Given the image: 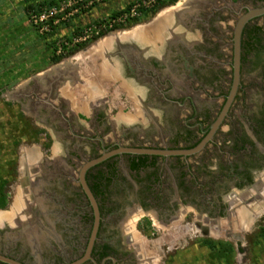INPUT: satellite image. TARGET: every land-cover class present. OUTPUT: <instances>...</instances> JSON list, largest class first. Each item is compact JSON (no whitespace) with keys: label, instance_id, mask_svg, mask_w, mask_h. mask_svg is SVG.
Instances as JSON below:
<instances>
[{"label":"flooded vegetation","instance_id":"1","mask_svg":"<svg viewBox=\"0 0 264 264\" xmlns=\"http://www.w3.org/2000/svg\"><path fill=\"white\" fill-rule=\"evenodd\" d=\"M221 1L203 0L199 14L180 23L176 39L148 48L112 46L115 55L105 64L99 56L93 83L79 63L62 59L51 64L57 70L50 77L37 73L9 93L29 120L17 116L8 142L0 135V254L24 264L83 257L94 222L78 181L85 161L119 146L189 149L208 133L231 85L232 16L252 8L243 3L234 10L227 5L232 0ZM260 18L243 27L240 85L202 150L186 156L121 153L86 170L100 222L90 259L82 264H180L179 238L186 237L207 250L210 264L217 262L216 249L244 253L246 242L238 240L264 232V56L255 62L246 49ZM172 23L165 32L173 33ZM152 36L157 34L147 40ZM254 66L262 72L256 101L243 81ZM102 79L118 81V88L107 93ZM127 103L131 113L123 109ZM38 127L45 130L42 138Z\"/></svg>","mask_w":264,"mask_h":264},{"label":"rangeland","instance_id":"2","mask_svg":"<svg viewBox=\"0 0 264 264\" xmlns=\"http://www.w3.org/2000/svg\"><path fill=\"white\" fill-rule=\"evenodd\" d=\"M33 1L35 0H0V135L5 136L7 142L9 141L10 137L16 135L15 132L17 130V116H19L18 118L24 120L25 122L26 120H29V117H27L24 113L17 112V104L14 102L13 97L9 95L10 92H13L14 90L17 91L18 89H20V87L24 86L32 75H35L37 73L41 74L48 69H51V67H54L51 66V63L49 61V57L53 53H63L76 45V43H79V41H83L84 38L91 37L95 33L96 29H98L97 26H100V29H104L106 25H108L111 21V19L107 17L115 10L123 9L125 8V6L133 2L132 7L136 6V11H138L140 7H143L151 0H98V2H95L89 7L83 6V3L86 0H77L76 5L78 8L73 11H71V9V12L64 16L65 19L62 22L69 24H67L66 26H61V28H59L56 34V36L58 37V42L55 48L46 51H41L40 45L42 44H38V35L42 32L40 31L41 26L38 25L40 21L36 18H33L32 16L35 12L29 10L27 11V13H25L23 11V6L26 3ZM178 1L181 5L184 0ZM232 1L234 2L233 4L227 3V5L229 6V8H233L234 10H238L239 6L244 5L245 3V5L249 7L260 6V4L264 3V0ZM214 2L217 5L222 3L221 0H214ZM72 5L73 2L64 1L59 5L58 10L72 7ZM170 6H166L163 8H169ZM161 10L162 9L156 12L152 17L138 24L146 25L148 23H152L161 15L159 14ZM56 11L52 10L51 14H49V11V13L45 12L41 17L44 20L46 19V23L49 24V22H47L48 19L52 16L55 17L54 15L59 13ZM166 11L167 10H165V12ZM188 11H190V8L186 9L183 15H185V13H187ZM128 13V11H125L124 16H127ZM131 13H133V10L131 11ZM179 17L181 16L179 15ZM232 18L233 20L230 22V26L234 27V21L237 17L236 15H233ZM99 19L104 20L98 24L92 23L94 20ZM255 23L260 28L259 32H256V34H260L264 45V19H257ZM131 27L125 28L124 30H129L131 29ZM51 29L52 28H50V30ZM101 37L97 38L92 43L101 40ZM106 39L99 42V44L102 45V43H105ZM99 44H97L96 46H98ZM96 46L93 47L94 49H88L87 47H85L84 49L63 58V60L75 62L77 64L79 63V65L84 67V77L87 81H90L92 83L95 82V67H97L98 63L100 64V60L98 59L99 56L105 64L107 51L111 49L110 44H108V49L106 50L105 47H103V49L100 47L99 50H102L100 51L99 55V53H97L96 51L97 49L95 50ZM103 70H106L105 66H103ZM261 78L262 72L260 71L258 66H254L253 68L249 69L243 78L244 87L245 89H247V93L251 95L254 101L258 100V98H262V95H260L258 90L259 86L257 85L258 80ZM101 82L102 88H105L107 93L112 89H117L119 85L118 81L113 80L112 82L109 79H102ZM113 93L114 92H112V94ZM119 97H121L123 101L126 102L124 100L126 98L124 94H121V96ZM123 109L126 111V113H131L128 103ZM114 111H116V109H114ZM237 111L238 109L236 105L233 108V112L235 113ZM18 113L20 114L18 115ZM35 130L38 131L37 136L39 138H42L41 135L45 133V130L40 127L36 128ZM5 151H8L7 147L5 148ZM8 207H6V210L9 209ZM11 214L12 213L8 214L7 218H9ZM260 216L264 217V209L260 210L259 217ZM190 217L191 215H189L187 219H189ZM262 225H264V222ZM253 229L255 228L253 227ZM185 235L190 236V233H187ZM197 241L198 240L196 239H191L188 237L179 238V245H177L179 246L178 251L180 264H208L206 258V254L208 255L207 250H203V248L198 250L196 246V243H198ZM241 241L246 242V244H244L245 250L243 249L244 253L240 250V252H237L235 254V252L231 249V253L225 254L224 252L216 249L215 259L217 260V262L215 261L214 263L210 264H229V259H226L225 263L224 255L232 257V262H235L236 264H264V232L259 235H250L247 240L240 239L238 240V243ZM196 256H198L199 259L197 261H194V258ZM219 257L220 262L218 263Z\"/></svg>","mask_w":264,"mask_h":264},{"label":"water","instance_id":"3","mask_svg":"<svg viewBox=\"0 0 264 264\" xmlns=\"http://www.w3.org/2000/svg\"><path fill=\"white\" fill-rule=\"evenodd\" d=\"M179 4V1H177L175 3V5L170 6L169 8H162V10L160 11L163 12L165 10L168 9H172V8H176ZM159 13V14H160ZM194 13H198L193 12L191 14H186L185 17H183V19L181 17H179L178 15L173 19V23L171 25V30L172 36L165 33V35L163 37L157 38L155 37L153 41H147L146 38H134L132 36L123 38V39H119L118 42H115L111 45L112 46H123V45H128L130 43L133 44H137L140 43L141 45L145 46V47H149V46H155L156 43L158 42H163V40H171V39H176L179 36V28L182 24V22L184 23L186 19L190 18V16H192ZM264 15V5L261 6H255L252 8L247 9V11L241 15H239V17L236 19V23L233 27V34H232V80H231V85H230V89H229V93L227 95L226 101L219 113V115L216 117L214 123L211 125L210 130L208 131V133L200 140L199 143H197L195 146H193L192 148L189 149H157V148H135V147H124V146H119L116 149L107 151L104 150L102 155L94 158V159H90L85 161L79 170L78 173V181L87 197V199L89 200L92 209H93V215H94V222H93V227H92V232H91V236L85 251V254L83 257L70 262L68 264H82L83 262H85L87 259H90V252H91V248L93 246V242L97 233V229L99 226V222H100V213H99V209H98V205L96 203V200L92 194V192L90 191L86 179H85V172L88 168H90L93 165H96L102 161H104L105 159H107L108 157H111L113 155L116 154H121V153H131V154H147V155H161V156H169V155H191L194 153L199 152L200 150H202L204 148V146L207 144V142H209L215 131L217 130V128L219 127V125L222 123V121L224 120L232 102L233 99L237 93V90L239 88L240 85V65H241V34H242V30L243 27L245 26V24L256 17H260ZM155 18V17H154ZM181 21V22H179ZM181 23V24H180ZM176 29H175V26ZM139 26H145L143 24H138L135 25L133 27H131V29L129 30H124V29H120V30H114L111 32H108L107 34H105L104 36H102L101 40L95 41L94 43H92L91 45H89L87 48L88 49H93L94 46H96L99 42H101L102 40L106 39V38H111L114 35H126V33H128L129 31L135 29L136 27ZM174 29V30H173ZM120 37V36H119ZM115 55L114 53L111 52V50L107 51V57L106 59H108V56H113ZM73 57V56H72ZM66 61V60H64ZM67 63V62H66ZM63 64L60 63V65ZM102 67V66H101ZM57 70L56 69V65L54 67H51V69H48L47 71L37 75L39 78H47L48 76H51V73ZM110 79V78H109ZM0 262L4 263V264H24L14 258L8 257L6 255L0 254Z\"/></svg>","mask_w":264,"mask_h":264},{"label":"trees","instance_id":"4","mask_svg":"<svg viewBox=\"0 0 264 264\" xmlns=\"http://www.w3.org/2000/svg\"><path fill=\"white\" fill-rule=\"evenodd\" d=\"M62 1H64V0H35L33 2L26 3L23 6V11L25 13H27V11L32 10L35 13H40L42 10H48L50 8L57 7V5ZM87 1H90V0H86V2ZM92 1H93L92 4H94L95 0H92ZM177 1L178 0H154L152 4L140 7L138 9L137 13L135 14V16L128 17L125 22H119V23L113 24L111 27H106L104 30L100 31V33H98L95 36L88 38L84 41L76 43V45H74L73 47H71L70 49H68L67 51H65L63 53H60V54L53 53L49 57V61L51 64L57 63V62L61 61L63 58L68 57V56L84 49L85 47L90 45L94 40L103 36L104 34H107L108 32H111V31H114L117 29L129 28L135 24L141 23V22L147 20L148 18L152 17L156 12H158L163 7L173 5ZM132 3L128 4L123 9L115 10L114 12L109 14V16L107 18L113 19V18H116V17L122 15L125 11H129L130 7H132V5H133ZM125 9H128V10H125ZM64 12H68V11L66 10ZM62 14L57 15L56 18L61 20ZM103 20L104 19L94 20L92 23L98 24V23L102 22ZM50 21L53 22L52 19ZM67 24H69V23H64L62 21H59L55 25H52V24L50 25L51 26L50 28H52L50 31H44L43 33H40L38 35V40H39L38 44H40V43L42 44V45H40L41 46L40 50L46 51V50H51L52 48L54 49L57 42H58V37L56 36V34H57L59 28H61V26H66ZM259 30H260L259 27L253 28L251 30L253 35L249 36V39L247 41V47H246L247 52L248 51L253 52L255 62H257L258 59H261V57L264 56V45H263L262 38H261L259 33L256 34V32H259ZM131 167L136 168L137 166H136V164H132ZM3 205H1V206H3Z\"/></svg>","mask_w":264,"mask_h":264},{"label":"bare ground","instance_id":"5","mask_svg":"<svg viewBox=\"0 0 264 264\" xmlns=\"http://www.w3.org/2000/svg\"><path fill=\"white\" fill-rule=\"evenodd\" d=\"M186 1V2H184ZM181 5L178 4V6L176 8H170L169 10H167L166 12L163 11L164 13H160L161 15L155 19L152 23H149L147 24L146 26H139V27H136L135 30H131L129 31L128 33H126V35H114V37L112 36L111 38H107L106 39V42L105 43H102V45H99L95 47V50L97 51V53H99L100 55V51L103 49V47H105V50L108 48V44H111L113 42H118L119 39H123V38H126V37H129V36H134V38H146L147 40V37H146V34H157V38H160V37H163L165 35V32L167 28H169L170 24L172 23L171 21L178 15L182 16L184 11L186 9H189L190 8V11L187 12V14L189 12H195L201 8L204 7V5L206 4L205 2L202 3L203 0H184ZM206 1V0H205ZM202 3V4H201ZM195 10V11H194ZM186 14V13H185ZM190 14V13H189ZM157 17V16H156ZM171 22V23H170ZM175 26V24H174ZM175 29H176V26H175ZM174 30V29H173ZM161 31V32H159ZM169 35L172 36V34L170 33H167ZM120 36V37H119ZM160 36V37H159ZM154 36H152L149 40L147 41H153ZM118 40V41H117ZM110 45V46H111ZM109 46V48H110ZM102 48L101 50H99V48ZM94 49V48H93ZM104 63V62H103ZM22 203V200H19L17 199V209L19 208L20 204ZM16 205V204H15ZM14 213L12 212V214L9 216V218L11 219L13 217ZM8 218V219H9Z\"/></svg>","mask_w":264,"mask_h":264},{"label":"built area","instance_id":"6","mask_svg":"<svg viewBox=\"0 0 264 264\" xmlns=\"http://www.w3.org/2000/svg\"><path fill=\"white\" fill-rule=\"evenodd\" d=\"M64 1H71V2H73V5H72V7H68V8H64V9H59L58 10V7H59V5L62 3V2H64ZM64 1H62V2H60L58 5H57V7H54V8H50V9H48V10H42L40 13H33V18H36L37 20H39L40 22L38 23V25H40L41 26V29H40V31L43 33L44 31H50V25L52 24V25H55V24H57L59 21H63L64 19H65V15H67V14H69L71 11H73V10H76L78 7H77V5H76V2H77V0H64ZM153 1L154 0H151L149 3H147L146 5H144V6H147V5H150V4H152L153 3ZM95 2H98V0H95ZM94 2V3H95ZM92 3H93V1L92 0H90V1H85L84 3H83V6H86V7H89V6H91L92 5ZM133 8H135V9H133ZM72 9V10H71ZM52 10H58V11H56V12H59V13H57L56 15H54L55 17H50L49 19H48V21L47 22H49V24L48 23H46V19L44 20V19H42V14H44L45 12H48L49 14H51L52 12ZM68 11V12H64V11ZM71 10V11H70ZM133 10V13H131V11ZM129 13H128V15L127 16H124V13L122 14V15H120V16H118V17H116V18H113V19H111V21L109 22V24L108 25H106V27H111L113 24H116V23H119V22H125L126 21V19L128 18V17H133V16H135V14L137 13V11H136V6H133V7H131L130 8V10L128 11ZM63 13V14H62ZM59 14H62V18H61V20H59L58 18H56L57 17V15H59ZM52 19V21L53 22H51L50 20ZM33 20H35V19H33ZM46 23V24H45ZM96 27V26H95ZM105 27V28H106ZM47 28H49V29H47ZM97 28L98 29H96V31H95V33L91 36V37H93V36H95L96 34H98V33H100V31H102V30H104V29H100V26H97ZM91 37H88V38H91ZM88 38H84L83 39V41L84 40H86V39H88ZM79 42H81V41H79Z\"/></svg>","mask_w":264,"mask_h":264}]
</instances>
